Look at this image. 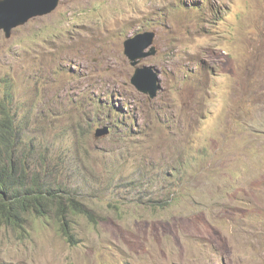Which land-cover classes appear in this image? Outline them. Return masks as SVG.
<instances>
[{
  "label": "rangeland",
  "instance_id": "rangeland-1",
  "mask_svg": "<svg viewBox=\"0 0 264 264\" xmlns=\"http://www.w3.org/2000/svg\"><path fill=\"white\" fill-rule=\"evenodd\" d=\"M5 79L28 183L83 212L0 225V264H264V0H59L0 29Z\"/></svg>",
  "mask_w": 264,
  "mask_h": 264
},
{
  "label": "trees",
  "instance_id": "trees-1",
  "mask_svg": "<svg viewBox=\"0 0 264 264\" xmlns=\"http://www.w3.org/2000/svg\"><path fill=\"white\" fill-rule=\"evenodd\" d=\"M4 82L8 83V79ZM11 89L8 83L0 97V225L22 228L28 215L44 217L53 207L62 212H83L75 201L61 196V192L52 189L48 183H40L38 178H31L28 183L24 168L27 150L18 149L22 137L20 126L7 108ZM61 231L67 240H73L68 224L63 223Z\"/></svg>",
  "mask_w": 264,
  "mask_h": 264
},
{
  "label": "water",
  "instance_id": "water-1",
  "mask_svg": "<svg viewBox=\"0 0 264 264\" xmlns=\"http://www.w3.org/2000/svg\"><path fill=\"white\" fill-rule=\"evenodd\" d=\"M59 0H0V29L4 37H10L11 30L21 26L30 19L44 15L55 9ZM154 33L145 31L135 34L124 42V52L130 61L135 64L136 61L148 57L155 53L153 45ZM147 50V51H146ZM134 87L141 93L147 94L155 92L157 89V77L151 68L142 67L134 70L131 79ZM107 133V127L99 129L95 137Z\"/></svg>",
  "mask_w": 264,
  "mask_h": 264
}]
</instances>
